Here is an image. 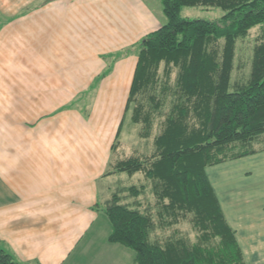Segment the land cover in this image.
I'll return each instance as SVG.
<instances>
[{
    "label": "crops",
    "instance_id": "1",
    "mask_svg": "<svg viewBox=\"0 0 264 264\" xmlns=\"http://www.w3.org/2000/svg\"><path fill=\"white\" fill-rule=\"evenodd\" d=\"M165 20L160 0H0V245L20 264H133L99 193L138 44ZM205 171L244 263L264 264V147Z\"/></svg>",
    "mask_w": 264,
    "mask_h": 264
},
{
    "label": "trees",
    "instance_id": "2",
    "mask_svg": "<svg viewBox=\"0 0 264 264\" xmlns=\"http://www.w3.org/2000/svg\"><path fill=\"white\" fill-rule=\"evenodd\" d=\"M165 22L145 36L137 47V63L125 113L143 124L149 135L152 113L162 102L155 93L158 68L163 63L162 89H169V74L177 68L173 102L154 137L155 151L148 163L128 157L114 171L129 175L143 171L153 183L159 217L193 214L200 230L192 245L164 244L149 237L154 222L148 212L120 203L113 193L103 208L110 225L107 240L134 253V264H244L234 232L217 202L205 168L256 151L264 141V0H160ZM184 7L218 8L213 19L188 18ZM261 32L253 47L248 78L231 85L236 42L249 30ZM148 94L150 109L138 96ZM264 147V146H262ZM261 148V147H260ZM111 171H108L109 174ZM129 190L137 194L132 185ZM217 238L214 246H208ZM0 264H20L0 245Z\"/></svg>",
    "mask_w": 264,
    "mask_h": 264
},
{
    "label": "rangeland",
    "instance_id": "3",
    "mask_svg": "<svg viewBox=\"0 0 264 264\" xmlns=\"http://www.w3.org/2000/svg\"><path fill=\"white\" fill-rule=\"evenodd\" d=\"M220 9L214 8L213 10H203L200 7H184L180 14L188 18H205L213 19L221 14ZM261 30L259 26L251 28L248 34L239 38L236 42L235 55L233 61V69L231 72V85L244 82L248 78L250 71V62L252 57V50ZM163 63H160L158 68V83L153 92L162 102L159 109L154 110L152 113V125L148 136H143V124L132 123L130 120L129 109L126 115L125 122L122 130L119 133V137L116 140L115 151L113 155V162L110 166L109 174H104L107 179L104 181V188L100 189L99 204L100 208H104L107 200L111 198L113 193H118L120 197V203H127L131 207H136L142 212H148L151 219L154 222V227L151 230L149 237L152 241H158L164 244L166 241H183L187 245H192L199 240L200 230L194 225L193 214L190 212L181 214L176 222L168 224L172 219L171 215L159 217V204L157 203L156 195L153 191V183L144 176L143 171H137L132 175H129L126 171H114V164L119 160L126 159L128 157H137L143 163H148L152 157L155 146L153 143L154 137L162 130L163 120L166 114L169 112L171 104L173 102L174 95L172 94V88L175 82V76L177 68L172 67L168 78L169 89H162L164 82L163 75ZM147 93L138 96V101L143 105L145 109H150V103L147 97ZM253 148H260L264 146V141L256 142ZM116 153V154H115ZM116 157V158H115ZM134 186L137 189V194H133L129 188ZM221 209V208H220ZM218 241L217 238L212 239L208 246H214ZM127 248V247H126ZM127 252L134 253L131 249H126ZM243 258V254H242ZM244 263V259H243ZM134 264V263H133ZM245 264V263H244Z\"/></svg>",
    "mask_w": 264,
    "mask_h": 264
}]
</instances>
